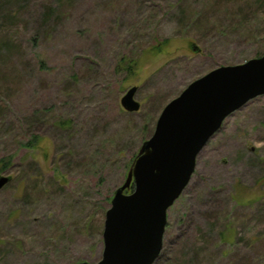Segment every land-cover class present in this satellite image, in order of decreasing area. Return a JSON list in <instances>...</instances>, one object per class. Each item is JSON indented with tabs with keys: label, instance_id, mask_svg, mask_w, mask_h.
<instances>
[{
	"label": "rangeland",
	"instance_id": "obj_1",
	"mask_svg": "<svg viewBox=\"0 0 264 264\" xmlns=\"http://www.w3.org/2000/svg\"><path fill=\"white\" fill-rule=\"evenodd\" d=\"M263 55L264 0H0V264L98 262L163 107ZM154 264H264V95L199 152Z\"/></svg>",
	"mask_w": 264,
	"mask_h": 264
},
{
	"label": "water",
	"instance_id": "obj_2",
	"mask_svg": "<svg viewBox=\"0 0 264 264\" xmlns=\"http://www.w3.org/2000/svg\"><path fill=\"white\" fill-rule=\"evenodd\" d=\"M136 90L130 87L120 99L128 112L140 108ZM260 95L264 55L210 70L163 107L153 133L113 192L105 212L103 251L95 264H154L163 245L167 211L190 182L199 152L231 113ZM8 181L0 176V189Z\"/></svg>",
	"mask_w": 264,
	"mask_h": 264
},
{
	"label": "trees",
	"instance_id": "obj_3",
	"mask_svg": "<svg viewBox=\"0 0 264 264\" xmlns=\"http://www.w3.org/2000/svg\"><path fill=\"white\" fill-rule=\"evenodd\" d=\"M136 155H134V157H135ZM133 161V160H132ZM132 161H131V163H132ZM131 163H130V165H131Z\"/></svg>",
	"mask_w": 264,
	"mask_h": 264
}]
</instances>
